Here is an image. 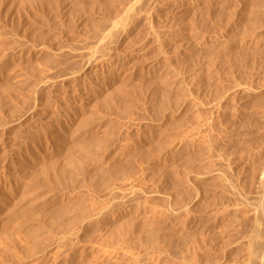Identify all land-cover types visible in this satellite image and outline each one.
<instances>
[{"label": "rangeland", "instance_id": "rangeland-1", "mask_svg": "<svg viewBox=\"0 0 264 264\" xmlns=\"http://www.w3.org/2000/svg\"><path fill=\"white\" fill-rule=\"evenodd\" d=\"M130 1L0 0V173L6 175V169L3 166L19 159V162L16 161L15 164L11 162L10 166L13 175L20 177L18 180L12 179L14 185L17 184L16 191L14 189L11 194L8 192L10 200L0 210V214L4 213L0 218L5 219L4 222L10 220L7 227L3 226L5 228H1L0 231L1 233L4 230L6 233L12 231L10 233L13 237L24 234V230L37 227L38 221H46L44 219H49L50 214L54 215L55 211L69 202L72 206L83 202L81 205L84 206L74 209L76 212L72 206H69V214L67 213L68 217L65 218H81L86 214V205L97 203V195L100 197V192L97 190L100 189L101 183L92 181L87 186L83 185L85 174L96 173L93 164L106 149L119 142L121 145L129 142L133 144L130 149V154H133L131 157L129 154L127 159L123 158V149L118 147L121 151L117 152L118 148L112 151L113 155L115 151L117 157L114 155L115 157L109 158L112 163L118 159L119 163H128L127 170L130 169L129 166L132 168L130 174L126 175L133 176L136 182L134 186L138 187L139 195H135L128 202L134 199L133 202L138 203L140 200L139 205L147 206L146 209L152 207L155 209L158 206L160 211L155 210L165 213L173 208L174 204H178L175 208L179 207L182 204L181 196L189 197L190 190L191 193L193 191L192 186L194 188L197 185V180L190 171L207 172L206 169L209 171L220 169V175L218 174L216 179L202 186L205 191L204 202L201 201L202 204L190 209L191 214L193 213L191 215L193 222L187 227L186 220L178 221L171 215L168 217L167 213L161 216L162 218L160 215L157 216L161 218L159 220L156 217L152 220L149 218V223L143 224L139 234L133 233L132 236H127L126 233L129 234L132 231L130 225L121 237L117 232L114 235L110 234L111 237L107 233L109 235L105 236L106 239L109 238L107 242L103 241V234H100L102 229L94 226L95 228L87 230L81 240L66 238L63 241L64 244L61 243V250L48 264H96L93 259L95 260V256L107 247V249L113 247L109 250L114 252V257L103 260L102 264H158L163 254H172L175 242L177 243V240L183 237L191 239L184 247L182 255L174 256L172 264H244L242 259L244 245L240 243V240L247 229L244 221L246 220L245 212H243L247 209L240 201L252 196L254 189L256 190V183L245 177L247 171L250 173V161L255 158L264 159V0H151L147 2L148 4H144L148 8L142 7L150 13L143 10L127 28L126 36L112 47L110 53L98 58L84 69L86 72L83 70V74L74 78H64V74L78 69L85 59L84 54L87 47L92 45V36L95 31L93 21L99 22L103 18H108L110 14H115L116 11L121 13L123 4L126 5ZM112 8L115 9L113 13ZM109 17L112 18L114 15ZM85 18L88 21L90 18L91 20L87 23ZM91 22L92 25H90ZM255 32H257L256 37H260L259 40L255 38L257 42L252 48L251 43L246 44V38L249 40L251 35L255 36ZM142 56L145 57H143L144 60ZM136 59H140L138 60L140 62L136 63ZM45 79H50V82L44 84ZM103 81L110 85L104 87L105 90L102 94L100 93L101 96L96 97H99L97 104L94 100V104H87L89 108H86L87 105L83 102L85 99L81 96L83 89L84 91L91 89L93 85L96 89V85L100 87ZM234 83H242L241 85L248 88L246 89L248 91L241 95L239 93V95L229 96L222 109L210 113L207 103L224 97L226 89L235 85ZM177 99L179 101L175 104L176 106L178 104L176 108L173 102L175 103ZM34 101L37 105L35 109L26 119L18 123L16 119ZM196 103L204 104L206 109H196ZM79 108L82 109L81 113ZM174 108L178 112L171 116L169 112ZM208 120L210 124L204 125ZM61 125L67 129V133H65V140L59 142L53 135L55 130L59 132L57 130L62 129ZM184 132L188 136L182 135ZM77 139L80 140L77 141ZM88 139L95 142L90 141L86 144L85 141H89ZM101 139L106 142L100 148L96 146V141ZM177 140L181 144L178 148L181 149L173 148V150L172 145ZM56 141L57 143H54ZM186 143L187 145L191 143L189 144L191 146H187ZM82 144L85 146L83 149L78 146ZM136 148L140 149L135 152H138L137 155L134 153ZM84 149L87 153L90 152L89 157L91 155V157H97L94 158V163L91 158L81 161V154L78 153ZM141 149H144L143 154ZM219 159L220 161H217ZM101 160V165H105L106 163L102 164L103 158ZM82 162L81 167L83 168L84 165V169L75 168L73 165L77 166V163ZM63 166L65 168L70 166L75 170L73 180L70 179L71 172L67 173L68 176L63 174L67 177H62L61 174L59 178L58 172H61ZM38 170L42 173L40 176ZM78 170L81 173L77 172ZM36 172L39 178L32 177L34 182L30 181L32 182L30 183L29 178L32 173L36 175ZM111 172L116 174L119 170ZM121 172L117 175H121ZM249 183L252 184L249 185ZM68 186L72 188L71 192L78 193L76 197L80 201L72 203L73 201H66L67 199L62 195L64 199L53 203L52 194L56 192L61 195L66 192L65 195L68 196L70 191ZM172 200L175 201L174 204ZM233 204L234 207L231 206ZM53 206L58 208L55 210ZM227 207L232 209L226 210L229 214L226 213V215V211L223 212L225 215L220 212L221 215L217 214L218 210H225ZM42 209L45 212L44 215ZM47 210L49 213H46ZM38 214L39 217H37ZM29 217H34V220L29 221ZM150 226H153L151 230ZM91 229L100 233L94 230L93 232ZM52 232L41 231L38 239L30 238L29 244L32 250H39L40 247L42 249L44 244L47 246L46 243L58 236L55 235L56 230ZM100 263L101 261L97 262V264Z\"/></svg>", "mask_w": 264, "mask_h": 264}, {"label": "bare ground", "instance_id": "bare-ground-1", "mask_svg": "<svg viewBox=\"0 0 264 264\" xmlns=\"http://www.w3.org/2000/svg\"><path fill=\"white\" fill-rule=\"evenodd\" d=\"M43 1V0H42ZM53 1V0H52ZM115 1V0H114ZM151 0H131L130 2H128L126 5L125 4H123L124 5V7H123V9L121 10L122 12L120 13V12H115V14L113 13L114 11L113 10H115V9H113L112 8V13H113V15H114V17H109V16H113L112 14H110L109 16H108V18L106 17L105 19H104V21H103V19L102 20H99V22L98 21H93V26L95 27L94 28V32H93V36H92V45H90V46H88L87 47V49H86V54H84V55H86L85 56V59L83 60V62H82V64H80V67L78 68V69H76V70H74V71H72V72H69V73H67V74H64V78H74V77H76V76H79L82 72H83V70L84 69H86L87 67H89L93 62H95L98 58H101L102 56L104 57V55L107 53L108 54V52L109 51H111V49H113L112 47L115 45V44H117L121 39H123L125 36H126V31H127V28L129 27V25L132 23V21L135 19V18H137L142 12H143V10L146 12V9H142V7H146V5L144 6V4H148L147 2H150ZM76 2H77V0H76ZM205 2V1H204ZM215 2V1H214ZM45 3V2H44ZM53 3V2H52ZM59 3H61V2H59ZM121 3V2H120ZM43 4V3H42ZM57 4H58V2H57ZM62 4V3H61ZM66 4V3H65ZM104 4V3H103ZM102 4V5H103ZM111 4V3H110ZM115 4V3H114ZM101 5V6H102ZM150 5V4H149ZM57 6V5H56ZM61 6V5H60ZM93 6H95V4H93ZM104 6V5H103ZM152 6V5H151ZM186 6V5H185ZM189 6V5H188ZM190 6H192V4L190 5ZM67 7H69V6H67ZM89 7V6H88ZM90 7H92V6H90ZM96 7V6H95ZM112 7V6H111ZM197 7V6H196ZM209 7V6H208ZM207 7V8H208ZM73 8V7H72ZM146 8H148V7H146ZM186 8V7H185ZM184 8V9H185ZM188 8V7H187ZM211 8V7H210ZM59 9V8H58ZM63 9V8H62ZM66 9V8H65ZM71 9V8H70ZM107 9V8H106ZM182 9H183V7H182ZM88 10V9H87ZM91 10H93V9H91ZM102 10V9H101ZM116 10H118L117 8H116ZM186 10V9H185ZM56 11H58V10H56ZM94 11H95V9H94ZM104 11H105V9H104ZM109 11H110V9H109ZM149 11H150V8H149ZM71 12V11H70ZM73 12V11H72ZM86 13H87V11H85ZM93 12V11H92ZM91 12V13H92ZM144 12V13H145ZM191 12V11H190ZM144 13L142 14V15H144ZM146 13H148V12H146ZM150 13V12H149ZM148 13V14H149ZM185 13V12H184ZM189 13V12H188ZM30 14H31V12H30ZM61 14V13H60ZM108 14V13H107ZM191 14V13H190ZM194 14V13H193ZM253 14V13H252ZM82 15V14H81ZM92 15V14H91ZM93 16H95V15H93ZM148 16V15H147ZM219 16V15H218ZM260 16V15H259ZM84 17V16H83ZM89 17V16H88ZM255 17V16H254ZM262 17V16H261ZM55 18V17H54ZM87 18V17H86ZM85 18V20L87 21V23L91 20V18L89 19V21L87 20ZM84 19V18H83ZM258 19H260V18H258ZM53 20V19H52ZM97 20V19H96ZM86 21H84V22H86ZM83 22V23H84ZM249 22V21H248ZM258 22V21H257ZM48 23V22H47ZM258 24V23H257ZM259 24H260V22H259ZM89 25V24H88ZM90 25H92V22H91V24ZM246 25V24H245ZM92 26V27H93ZM252 27H254V26H252ZM90 28V27H89ZM254 29V28H253ZM264 29V28H263ZM169 30V29H168ZM248 30V29H247ZM255 31V30H254ZM168 32V31H167ZM257 32H255V36L253 35H251L250 36V39L248 40L247 38H246V40H247V42H246V44L248 45L249 43H251V47L253 48V47H255V45H256V40H255V38L256 39H258L259 40V37L257 38L256 36H257V34H256ZM261 33V32H260ZM169 34V33H168ZM252 34V33H251ZM247 35V34H246ZM261 35V34H260ZM264 35V34H263ZM74 36V35H73ZM171 36V35H170ZM242 36V35H241ZM75 37V36H74ZM169 38V37H168ZM263 39V38H262ZM160 40V39H159ZM174 40V39H173ZM261 40V39H260ZM87 41V40H86ZM243 41H245V39L243 38ZM258 42H260V41H258ZM89 43V42H88ZM90 43V44H91ZM245 43V42H244ZM262 43V42H261ZM246 45V46H247ZM162 46V45H161ZM244 46H245V44H244ZM261 47V46H260ZM160 48V47H159ZM146 51V50H145ZM233 51V50H232ZM236 51V50H235ZM252 51V50H251ZM139 52V51H138ZM238 52V51H237ZM256 52V51H255ZM110 53V52H109ZM134 54V53H133ZM238 54H240V53H238ZM246 54V53H245ZM256 54V53H255ZM139 55V54H138ZM243 55V54H242ZM133 56V55H132ZM145 56V55H144ZM144 56H142L141 58H143ZM229 56V55H228ZM244 56V55H243ZM131 57V56H130ZM146 57V56H145ZM144 57V58H145ZM229 57H231V55L229 56ZM238 57V56H237ZM138 58V57H137ZM144 58H143V60H144ZM236 58V57H235ZM257 58V57H256ZM262 58V57H261ZM133 59V58H132ZM244 59V58H243ZM245 59H247L246 57H245ZM138 60H140V59H136V63L137 62H140V61H138ZM142 60V61H143ZM242 60V59H241ZM263 60V59H262ZM261 60V61H262ZM141 61V62H142ZM230 61V60H229ZM243 61V60H242ZM260 61V60H259ZM134 62V61H133ZM145 62V61H144ZM228 62V61H227ZM263 63V62H262ZM95 64V63H94ZM93 64V65H94ZM132 64V63H131ZM136 65V64H135ZM102 69V68H101ZM208 70V69H207ZM205 71V70H204ZM84 72H86L85 70H84ZM209 73V72H208ZM83 74V73H82ZM86 74V73H85ZM199 75V74H198ZM210 75V74H209ZM82 77H83V75H82ZM81 77V78H82ZM87 77V76H86ZM216 77V76H215ZM50 78V77H49ZM79 78V77H78ZM103 78H104V76H103ZM195 78V77H194ZM83 80V79H82ZM85 80V79H84ZM108 80V79H107ZM48 82H50V79H45L44 81H43V83L44 84H46V83H48ZM110 82V81H109ZM120 82V81H119ZM194 82V81H193ZM97 83V82H96ZM99 83V82H98ZM200 83V82H199ZM82 84V83H81ZM83 84H84V82H83ZM90 84H92V83H90ZM148 84V83H147ZM154 84V83H153ZM164 84V83H163ZM232 84V83H231ZM235 84V83H234ZM238 84V83H237ZM237 84H235V85H231V86H229L227 89H226V94H225V96L224 97H221L220 99H216V100H213V101H211V102H209V103H207L208 104V109L209 110H211L210 111V113L211 112H214V111H216L217 109H219L220 110V108L222 109L223 107H224V105H226L225 103H226V100L228 99V97L230 96H232L233 94H238L239 95V93H240V95L242 94V93H246L247 91H246V89H248V88H246V87H244L243 85H241L240 83L237 85ZM245 84V83H244ZM89 85V84H88ZM110 84H106V81H103V82H101L100 83V87H99V85H96L97 86V88L95 89V87H94V85H93V87H91V89H85V91H84V89H83V92L81 93V96L85 99V101H83V99H82V101L84 102V103H86V105L87 104H94V100H95V103L96 102H98V98H96L97 96H99L100 95V93L102 94V92L105 90V88H106V86L108 87ZM213 85V84H212ZM212 85H210V86H212ZM78 86H82V85H78ZM85 86V85H84ZM90 86V85H89ZM123 86V85H122ZM165 86V85H164ZM218 86V85H217ZM86 87H88V86H86ZM105 87V88H104ZM125 87H127V86H125ZM134 87V86H133ZM158 87V86H157ZM83 88V87H82ZM81 88V89H82ZM89 88V87H88ZM112 88V87H111ZM121 88V87H120ZM119 88V90H121ZM212 88V87H211ZM214 88V87H213ZM103 89V90H102ZM161 89V88H160ZM159 90V89H158ZM107 91V90H106ZM161 91H162V89H161ZM160 91V92H161ZM165 91V90H164ZM203 91V90H202ZM224 91V90H223ZM129 92V91H128ZM78 93V92H77ZM118 93H120V92H118ZM132 93V92H131ZM182 93V92H181ZM220 93V92H219ZM249 93H250V91H249ZM117 94V93H116ZM133 94H134V92H133ZM165 94V93H164ZM176 94V93H175ZM198 94V93H197ZM223 94V93H222ZM115 95V94H114ZM114 95H113V97H114ZM101 96V95H100ZM109 96V95H108ZM117 96V95H116ZM176 96H179V95H176ZM186 97V96H185ZM96 98V99H95ZM105 98V97H104ZM116 98V97H115ZM218 98H219V95H218ZM239 98V97H238ZM80 99V100H81ZM119 99V98H118ZM178 99H180V98H178ZM177 99V101H175V103L173 102V105H175L179 100ZM193 99V98H192ZM154 100V99H153ZM158 100V99H157ZM165 100V99H164ZM176 100V99H175ZM198 100V99H197ZM32 101V100H31ZM100 101V100H99ZM194 101V100H193ZM192 101V102H193ZM228 101V100H227ZM81 102V101H80ZM127 102H129V101H127ZM171 102V101H170ZM199 102V101H198ZM106 103V102H105ZM111 103V102H110ZM163 103V102H162ZM162 103H160L161 105H162ZM30 104V103H29ZM97 104V103H96ZM129 104V103H128ZM195 104V103H194ZM77 105V104H76ZM79 105V104H78ZM85 105V104H84ZM120 105V104H119ZM166 105H168V104H166ZM172 105V106H173ZM37 105H36V102L34 101L29 107H28V109L27 110H25L24 112H23V114L21 115V116H19V118H17L16 119V121L18 122V123H20V121H22V120H24V119H26L27 117H28V115L35 109V107H36ZM81 106V105H80ZM79 106V107H80ZM129 106V105H128ZM170 106V105H169ZM176 106V105H175ZM177 106H178V104H177ZM177 106H176V108H177ZM82 107L84 108V106L82 105ZM130 107H131V105H130ZM163 107V106H162ZM174 107V106H173ZM172 107V108H173ZM86 108H89L88 107V105L86 106ZM94 108V107H93ZM166 108V107H165ZM195 108L196 109H198V110H201V109H206V107L204 106V104L202 105L201 103L198 105L197 103H196V106H195ZM75 109V108H74ZM76 109H78L77 107H76ZM80 109V113H81V111H82V109L81 108H79ZM96 109V108H95ZM169 109V108H168ZM179 109V108H178ZM120 110V109H119ZM124 110V109H123ZM130 110V109H129ZM128 111V110H127ZM207 111V110H206ZM223 111H225V110H223ZM75 112V111H74ZM84 112V111H83ZM176 112H178V110H176L175 108L174 109H171V111L169 112L170 113V115L172 116V115H174ZM78 113V112H77ZM89 113V112H88ZM221 113V112H220ZM102 114V113H101ZM160 114V113H159ZM200 114V113H199ZM217 114V113H216ZM76 115V114H75ZM91 115V114H90ZM107 115V114H106ZM161 115V114H160ZM211 115V114H210ZM200 116V115H199ZM203 116H204V114H203ZM73 117V116H72ZM78 117V116H77ZM169 117V116H168ZM79 118V117H78ZM200 118V117H199ZM210 118V117H209ZM217 118V117H216ZM171 120V119H170ZM212 120V119H211ZM15 121V122H16ZM172 121V120H171ZM170 121V122H171ZM16 122V123H17ZM208 122H209V120L208 121H206V123L204 124V125H206V124H208ZM211 122V121H210ZM12 123H14V121L12 122ZM15 123V124H16ZM62 123H64V122H62ZM215 123V122H214ZM202 124V123H201ZM210 124V123H209ZM208 124V125H209ZM64 125H65V123H64ZM200 125V124H199ZM208 125H206V126H208ZM3 126V125H2ZM59 126V125H58ZM63 125H61V127L60 128H62L61 130H57V131H59V132H56V130H55V134L53 135L54 136V138H56L57 140H59V142H60V140H65L64 139V137H65V133H67V129L65 128V127H62ZM66 126V125H65ZM3 129V128H2ZM107 129V128H106ZM112 129V128H111ZM110 129V130H111ZM198 129H199V127H198ZM197 129V130H198ZM205 129V128H204ZM212 129V128H211ZM94 130V129H93ZM210 132V131H209ZM54 133V132H53ZM194 133V132H193ZM201 133V132H200ZM207 133V132H206ZM183 134H186V136H188L187 135V133H182V135ZM188 134H189V132H188ZM205 134V133H204ZM106 135V134H105ZM113 135V134H112ZM196 135V134H195ZM209 135V134H208ZM98 136V135H97ZM120 136V135H119ZM179 136V135H178ZM205 136V135H204ZM91 137V136H90ZM93 137V136H92ZM177 137V136H176ZM182 137V136H181ZM190 137V136H189ZM80 138V137H79ZM95 138H96V135H95ZM116 138V137H115ZM175 138V137H174ZM187 138V137H186ZM186 138L184 139L185 141H186ZM203 138V137H202ZM207 138V137H206ZM82 140H83V138H81ZM80 139H77V141H79ZM87 140V139H86ZM89 140V139H88ZM96 140H98V139H96ZM120 140V139H119ZM180 140V139H179ZM190 140V139H189ZM192 140V139H191ZM190 140V141H191ZM77 141H76V143H77ZM90 141H92V139L91 140H89V141H85V143L86 142H90ZM121 141V140H120ZM125 142H126V140H124ZM132 141V140H131ZM159 141V140H158ZM171 141V140H170ZM193 141V140H192ZM191 141V142H192ZM195 141V140H194ZM83 142V141H82ZM95 142V141H94ZM93 141L91 142V143H94ZM104 142H106V140L105 141H103L102 139L100 140V141H96V146L98 145L100 148H101V146H103L102 144H104ZM161 142V141H160ZM173 142V141H172ZM189 142V141H188ZM200 142V141H199ZM201 142H204V141H201ZM54 143H57V141L56 142H54ZM79 143V142H78ZM80 143H81V141H80ZM84 143V142H83ZM85 143H84V145H85ZM133 143V142H132ZM168 143H170V142H168ZM74 144V143H73ZM87 144V143H86ZM89 144V143H88ZM123 144V143H122ZM154 144V143H153ZM166 145H167V143H165ZM189 144H191V143H188V145ZM194 144V142L192 143V145ZM195 144H196V142H195ZM199 144V143H198ZM201 144H203V143H201ZM57 144H55V146H56ZM83 144L80 146V145H78L79 147H82V149L83 148H85V146H84ZM95 145V144H94ZM132 145L133 144H129V142H128V144L126 143V144H123V145H121V143L119 142V143H116V144H113L112 145V147L110 148L109 147V149H106L104 152H103V154H101L102 156L101 157H99L98 158V160L96 161L95 159L97 158H95V157H89V154L88 153H90V152H86V150L84 149V150H82L81 151V153L79 152L78 154H81V158H80V156H79V158L81 159V161H85L87 158L89 159V158H91L92 159V162L95 160V163L93 164V166L95 167V171H96V173L93 175V174H91V172H86L87 174H85L86 176V178H83L84 179V181H82V183H83V185H85V186H87V185H89V183H91L92 181H98V182H100L101 184L99 185L100 186V189L99 190H97V191H99L100 192V197L97 195V197H98V201H97V203H89V204H87L86 205V210H85V212H86V214L85 215H81L82 217L80 218V217H75V219H72V218H65V217H68V215H67V213H68V211H69V206H72V205H69V203H66V206L65 205H63V207L61 206L60 207V209H58L57 211H55L54 213H53V211H54V209L56 208V207H54V209H53V211H52V213L54 214V215H51L50 214V218L49 219H44V220H46V221H43L42 220V222L41 221H38V223H37V221H36V223H37V227H35V228H28L29 230H27V231H25L24 230V234H21V235H18V236H16V237H13L12 235L13 234H11L10 232H12V231H10L9 233L7 232H2L1 233V231H0V264H48V262L57 254V252L59 251V250H61L60 248L62 247L61 246V243H63V241L66 239V238H68V237H71L72 239L74 238V239H79V240H81L82 238H84V236L86 235V232H87V230L89 231V229L90 228H92V227H94V226H98V227H100L102 230H100L102 233H100V231L98 232L97 230H94V231H97L98 233H100V234H103L102 235V237H103V241H106V240H108L109 238H105V236L107 235V233L110 235H114V234H116V232H117V234L119 233L120 234V237L122 236L121 234H125L124 232V230L130 225V227H131V229H132V233L131 232H129V234H127L126 233V235L127 236H132L133 235V233H138L139 231L141 232V228H142V226H143V224L145 223V222H148L149 223V218H151V220H152V218H155L156 217V219H158L159 220V218L162 216L163 217V215L164 214H167L168 215V217H169V215H171L172 217H174L176 220H178V221H185L186 220V226L187 225H190V223L191 222H193V220H191V219H193V217L191 216V215H193V213L191 214V212H190V209L192 208V207H194V206H198V205H200V203H201V201H203V197H205L204 195H205V191H203L204 189H202V186H205L206 185V183H209V182H211V181H213L212 179H216V177H217V175L219 174V170H208V169H206L205 167H204V169H206L207 170V172H201V171H190V172H192L193 174V176H195V179L197 180V185L193 188V186H192V193H191V190H190V196L188 197V196H186V197H184V196H181V202H182V204L179 206V207H177V208H175L176 207V205H178V204H174L175 203V201L174 200H172V201H174V202H172L173 204H174V207L173 208H171L172 207V205H171V209L169 210V209H166V210H169L168 212L166 211V210H163V211H166L165 213H162V212H158V211H160L159 210V208H157L158 206H154L155 207V209H158V211L157 210H155V209H152V208H148V209H146V207L147 206H143L142 207V205L140 204L139 205V202H140V200L138 201V203H134L133 201H134V199L132 200V201H130V202H128V200L129 199H131L132 197H134L135 195L137 196V195H139L137 192H139V190H138V187L136 188L135 186H134V183H136L135 181H134V178H133V176H129V175H126L127 173H129L130 171H132V168L129 166V170H127V166H128V163H126L127 164V166H126V164H124V163H119V159L118 160H116L115 162H111L112 160L109 158L110 156H114L115 155V149L116 148H118V147H122V155H123V158H128L129 157V154H130V149H131V147H132ZM162 145V144H161ZM180 142L177 140L173 145H172V149L173 148H178V147H180ZM186 145H187V143H186ZM187 145V146H188ZM204 145H205V143H204ZM84 146V147H83ZM90 146H92V145H90ZM89 146V147H90ZM95 146V147H96ZM154 146V145H153ZM170 146V145H169ZM186 146V147H187ZM189 146H191V145H189ZM59 147V146H58ZM70 147H72V146H70ZM77 147V146H76ZM78 147V148H79ZM140 147V146H139ZM150 147V146H149ZM155 147H158V146H155ZM166 147V146H165ZM168 147V146H167ZM166 147V148H167ZM92 148V147H91ZM98 148V147H97ZM144 148V147H143ZM159 148V147H158ZM163 148H164V146H163ZM189 148V147H188ZM187 148V149H188ZM87 149V148H86ZM88 149H90V148H88ZM121 149V148H120ZM119 148H118V150H117V152L120 150ZM145 149V148H144ZM144 149H141V152L142 151H144ZM157 149V148H156ZM179 149H181V148H178V150ZM92 150V149H91ZM113 150H115L113 153H114V155L112 154V151ZM140 151V149H137L136 148V150L134 151V150H132V151H134V153L136 152V151ZM159 150H161L160 148H159ZM174 150V149H173ZM172 150V151H173ZM80 151V150H79ZM87 151H89V150H87ZM121 151V150H120ZM150 151V150H149ZM155 151V150H154ZM210 151V150H209ZM67 152V151H66ZM117 152H116V154H117ZM151 152V151H150ZM165 152V151H164ZM77 153V152H76ZM121 153V152H120ZM138 153V152H137ZM137 153H135L136 155H137ZM145 153V152H144ZM155 153V152H154ZM158 153V152H157ZM185 153V152H184ZM91 154H93L92 152H91ZM95 154V153H94ZM112 154V155H111ZM134 154V155H135ZM142 154H143V152H142ZM141 154V155H142ZM147 154V153H146ZM188 154V153H187ZM77 155V154H76ZM131 155H133L132 153L130 154V157H131ZM150 155V154H149ZM153 155V154H152ZM170 155V154H169ZM218 155V154H217ZM116 156V155H115ZM114 156V157H115ZM119 156H121V155H119ZM146 156V155H145ZM151 156V155H150ZM254 156V155H253ZM117 157V156H116ZM137 157V156H136ZM143 157V156H142ZM13 158V157H12ZM95 158V159H94ZM103 158V162H102V164L103 163H106V164H108V166H105V165H101V159ZM110 159V162L108 163V160L107 159ZM112 158V157H111ZM120 159L122 158V157H119ZM134 158V157H133ZM138 158V157H137ZM157 158H161V157H157ZM165 158V157H164ZM163 158V159H164ZM15 159V158H14ZM79 159V160H80ZM91 159H90V161H91ZM114 159H116V158H114ZM216 159V158H215ZM19 160V159H18ZM18 160H16V161H18ZM76 160V159H75ZM129 160V159H128ZM131 160V159H130ZM193 160V159H192ZM262 160H264V159H262ZM262 160L261 159H252L251 161H250V163H249V167H250V173H249V171H247V176H245L246 177V179H250L251 181H253L254 183H256L255 185H256V190L254 189V194L252 193V196H250V197H247V198H245L243 201H240L241 202V204H243L244 203V207L247 209V210H244L243 212H245L244 214H245V219L246 220H244L245 221V224L247 225V229H246V231L244 232V234H243V236L241 237V240H240V243H242L243 245H244V253H243V256H242V259H243V262H244V264H264V166L262 165ZM14 161V160H13ZM16 161L15 162H12V164H15L16 163ZM69 161V160H68ZM71 161H73V160H71ZM106 161V162H105ZM114 161V160H113ZM121 161H123V159L121 160ZM217 161H220V159L219 160H217ZM239 161V160H238ZM241 161V160H240ZM259 161V162H258ZM10 162V163H11ZM19 162V161H18ZM43 162V161H42ZM53 162H54V160H53ZM52 162V163H53ZM79 162V161H78ZM125 162V161H124ZM128 162V161H127ZM133 162V161H132ZM264 162V161H263ZM10 163H9V165H7V166H3L5 169H6V175L5 174H1L0 173V210H1V208L4 206V205H6L7 204V202H9V200H10V198H9V196H10V194L14 191V189H15V186L17 185H14L15 183H13L14 182V180H12V179H17L18 180V178L20 179V177H17L16 175H13V172L11 171V166H10ZM45 163V162H44ZM43 163V164H44ZM51 163V164H52ZM76 163V162H75ZM91 163V162H90ZM151 163V162H150ZM212 163V162H211ZM214 163V162H213ZM55 164V163H54ZM73 164V163H72ZM81 164H83V162L82 163H77V166H76V164H73L74 165V167L75 168H77V167H81L82 165ZM258 164H260L259 166H258ZM264 164V163H263ZM19 165V164H18ZM60 165V164H59ZM58 165V166H59ZM65 165V164H64ZM130 165V164H129ZM22 166V165H21ZM47 166V165H46ZM46 166H42V167H46ZM67 166V165H66ZM71 166V165H70ZM69 166V168H65L64 166L62 167V169H61V172L59 173L58 172V175H59V178H60V175L62 174H66L67 175V173H69V172H71L70 173V179H72V177L75 175L74 174V172H75V170H73V168H71ZM261 166H263L262 168H261ZM19 167V166H18ZM137 167V166H136ZM233 167V166H232ZM3 168V169H4ZM14 168H15V166H14ZM60 168H61V166H60ZM60 168H57V169H60ZM78 168V169H79ZM82 168V167H81ZM173 168H175V167H173ZM217 168V167H216ZM46 169V168H45ZM82 169H84V165H83V168ZM176 169V168H175ZM179 169V168H178ZM203 169V170H204ZM232 169H234V168H232ZM248 169V168H247ZM246 169V170H247ZM41 170V169H40ZM43 171H44V168L42 169ZM41 170V171H42ZM70 170H73V171H70ZM81 170V169H80ZM86 170V169H85ZM103 170H104V172H103ZM117 171V170H119V172L120 171H122V172H124V174H122V172H121V175H117V173H119V172H117L116 174H115V172H113L114 174H112V172L111 171ZM136 170V169H135ZM41 171H40V173H39V170H38V173H39V176H40V174H42L41 173ZM58 171V170H57ZM60 171V170H59ZM84 171V170H83ZM82 171V172H83ZM168 171V170H167ZM187 171V170H186ZM15 172V171H14ZM17 172V171H16ZM15 172V173H16ZM77 172H80L79 170L77 171ZM85 172V171H84ZM92 172H93V170H92ZM135 172V171H134ZM175 172V171H174ZM34 174H35V172H33ZM33 173H32V175H31V177L29 178V182L30 181H33V179H32V177L34 178V176H35V178H39V176H38V173L36 172V175H33ZM76 173V172H75ZM81 173V172H80ZM94 173V172H93ZM187 173H188V171H187ZM187 173H186V175H187ZM246 173V172H245ZM130 174V173H129ZM168 174V173H167ZM185 174V173H184ZM55 175H57V174H55ZM78 175V174H77ZM132 175H134V174H132ZM165 175V174H164ZM181 175V174H180ZM183 175V174H182ZM220 175V174H219ZM245 175V174H244ZM37 176V177H36ZM42 176V175H41ZM65 175H63L62 177H64ZM68 176V175H67ZM67 176H65V177H67ZM166 176V175H165ZM170 176V175H169ZM173 176V175H172ZM44 177V176H43ZM57 177V180H59L58 179V176H56ZM75 177V176H74ZM135 177V176H134ZM190 177H191V174H190ZM22 179V178H21ZM69 179V178H68ZM75 179V178H74ZM183 179V178H182ZM35 180V179H34ZM37 180V179H36ZM73 180V179H72ZM76 180V179H75ZM74 180V181H75ZM137 180H138V178H137ZM195 180V181H196ZM249 180V181H250ZM13 181V182H12ZM27 181V180H26ZM62 181V180H61ZM175 181V180H174ZM215 181V180H214ZM18 182V181H17ZM34 182V181H33ZM59 182V181H58ZM76 182V181H75ZM74 182V183H75ZM81 182V181H80ZM97 182V183H98ZM192 182V181H191ZM194 182V181H193ZM247 182V181H246ZM22 183V182H21ZM20 183V184H21ZM27 183V182H26ZM30 183H32V182H30ZM73 183V182H72ZM82 183H80V184H82ZM99 184V183H98ZM139 184V183H138ZM179 184V183H178ZM185 184V183H184ZM213 184V183H212ZM250 184H252V183H249V185ZM31 185V184H30ZM33 185V184H32ZM73 185V184H72ZM75 185H77V184H75ZM182 185V184H181ZM193 185V184H192ZM236 185V184H235ZM78 186V185H77ZM91 186V185H90ZM141 186V185H140ZM177 186V185H176ZM252 186V185H251ZM17 187V186H16ZM92 187H93V185H92ZM96 187H97V185H96ZM180 187V186H179ZM68 189H70V191H68L69 192V195L68 196H66L65 195V193H62V190L60 191L62 194L61 195H59V193H54V194H52V201H53V203H56L59 199H64V197H65V199H67L66 201H73L72 203H76V201H80V200H78L77 199V197H76V193H73V192H71V190H72V188H70V186H68L67 187ZM94 188V187H93ZM176 188H178V187H176ZM238 188V187H237ZM26 189V188H25ZM76 189H77V187H76ZM91 189V188H90ZM89 189V190H90ZM181 189V188H180ZM216 189V188H215ZM21 190V189H20ZM142 190V189H141ZM15 191H16V189H15ZM96 191V190H95ZM96 191V192H97ZM167 191V190H166ZM170 191V190H169ZM211 191V190H210ZM8 192L10 193L9 194V196L7 195L8 194ZM29 192V191H28ZM67 192V193H68ZM98 192V193H99ZM102 192V193H101ZM143 192V191H142ZM168 192V191H167ZM185 192V191H184ZM137 193V194H136ZM170 193H172V192H170ZM188 193V192H187ZM249 193V192H248ZM78 194V193H77ZM97 194V193H96ZM169 194V193H168ZM245 194H247V193H245ZM244 194V195H245ZM13 195H15V194H13ZM54 195V196H53ZM64 197H63V196ZM141 195V194H140ZM182 195V194H181ZM249 195V194H248ZM212 196V195H211ZM11 197H13V196H11ZM15 197V196H14ZM18 197V196H17ZM154 197V196H153ZM245 197V196H244ZM83 198V197H82ZM179 198V197H178ZM94 199V198H93ZM136 199H138V198H136ZM135 199V200H136ZM205 199V198H204ZM238 199V198H237ZM75 200V201H74ZM142 200V199H141ZM17 201V200H16ZM94 201H95V199H94ZM151 201V200H150ZM180 201V200H179ZM96 202V201H95ZM168 202V201H167ZM176 202H177V200H176ZM184 202V203H183ZM204 202V201H203ZM243 202V203H242ZM81 203L83 204V202H80V203H78V204H76V205H74V206H72V208H73V210L74 209H80V208H82V206H84V205H81ZM146 203V202H145ZM177 203H179V202H177ZM9 204V203H8ZM67 204H68V206H67ZM143 204V203H142ZM171 204V203H170ZM202 204V203H201ZM18 205V204H17ZM16 205V206H17ZM239 205H240V203H239ZM238 205V206H239ZM9 206V205H8ZM12 206H14V205H12ZM211 206V205H210ZM232 207H234V204L233 205H231ZM52 207V208H53ZM150 207V206H149ZM225 207V206H224ZM229 207V206H228ZM228 207L227 208H225V210H218V212H217V214L220 212V213H222L223 214V212H225L227 209H228ZM12 208V207H11ZM50 208V207H49ZM51 208V209H52ZM58 208V207H57ZM56 208V209H57ZM167 208V207H166ZM195 208V207H194ZM209 208V207H208ZM212 208V207H211ZM9 209V208H8ZM14 209V208H13ZM55 209V210H56ZM221 209V208H220ZM3 210V209H2ZM43 210V209H42ZM72 209H70V211H73ZM228 210H232V209H228ZM7 211V210H6ZM20 211V210H19ZM22 211V210H21ZM23 211H24V209H23ZM45 211H46V209H45ZM79 211V210H78ZM81 211H83V210H81ZM238 211V210H237ZM14 212V211H13ZM30 212V211H29ZM40 212V211H39ZM42 212V211H41ZM74 212H76L75 210H74ZM84 212V211H83ZM230 212V211H229ZM243 212H242V214H243ZM7 213V212H6ZM11 213V212H10ZM20 213V212H19ZM45 214V212H44V210H43V212H42V214ZM46 213H49V210H47V212ZM50 213H51V211H50ZM73 213V212H72ZM157 213H159V214H157ZM207 213V212H206ZM219 213V214H220ZM227 213V211L225 212V214ZM2 214H4V213H2ZM2 214H0V217H1V215ZM25 214V213H24ZM28 214H30V213H28ZM41 213H40V216L42 215ZM43 214V215H44ZM69 214V213H68ZM78 214H79V212H78ZM81 214V213H80ZM205 214V213H204ZM225 214H223V215H225ZM227 214H229V213H227ZM226 214V215H227ZM14 215V214H13ZM17 215V214H16ZM31 215V214H30ZM29 215V216H30ZM33 215V214H32ZM31 215V216H32ZM42 215V216H43ZM47 215H49V214H47ZM67 215V216H66ZM160 215V217L159 218H157V216H159ZM167 215H165V216H167ZM221 215V214H220ZM222 215V216H223ZM233 215V214H232ZM3 216V215H2ZM18 216V215H17ZM21 216V215H20ZM37 216V215H36ZM41 216V217H42ZM77 216H79V215H77ZM165 216H164V218H165ZM230 216H231V214H230ZM229 216V217H230ZM14 217V216H13ZM37 217H39V214H38V216ZM40 217V218H41ZM49 217V216H48ZM161 217V218H162ZM2 218V217H1ZM0 218V229L1 228H3V226H6L9 222H10V220H7L6 222H4L3 220H5V219H1ZM9 218H10V216H9ZM18 218V217H17ZM23 218V217H22ZM36 218V217H35ZM45 218H47V216L45 217ZM160 218V219H161ZM163 218V219H164ZM167 218V217H166ZM224 218V217H223ZM13 219V218H12ZM34 220V217H29V221L30 220ZM39 219V218H38ZM155 219V220H156ZM32 220V221H33ZM37 220V219H36ZM48 220V221H47ZM154 220V221H155ZM157 220V221H158ZM26 221V220H25ZM167 221V220H166ZM243 221V222H244ZM176 222V221H175ZM247 222V223H246ZM155 223V222H154ZM159 223V222H158ZM164 223H166V222H164ZM171 223V222H170ZM142 224V225H141ZM146 224V223H145ZM144 224V225H145ZM153 224V223H152ZM177 224H178V222H177ZM21 225V224H20ZM27 225V224H26ZM141 225V226H140ZM179 225V224H178ZM182 225V224H181ZM184 225V224H183ZM245 225V226H246ZM33 226V225H32ZM36 226V225H35ZM7 227V226H6ZM19 227H21V226H19ZM152 227L153 226H150V230L152 229ZM188 227V226H187ZM191 227V226H190ZM193 227V226H192ZM5 228V227H4ZM3 228V229H4ZM11 228V227H10ZM22 228V227H21ZM95 228V227H94ZM100 228H96V229H100ZM8 229V228H7ZM27 229V228H26ZM154 229V228H153ZM188 229V228H187ZM186 229V230H187ZM244 229H245V227H244ZM10 230H12V229H10ZM18 230V229H17ZM16 230V231H17ZM57 231V232H55L56 234L55 235H58L56 238H54L53 240H51L50 242H48V243H46L47 244V246H45V244H44V247L42 248V249H40L39 248V250H36V251H33L32 250V247L30 246V241H31V239L32 240H34V238H35V240L36 239H38L39 237H40V232L41 231H49V232H52V231ZM92 230V229H91ZM92 230V231H93ZM162 230V229H161ZM93 231V232H94ZM169 231H171V230H169ZM176 231V230H175ZM185 231V230H184ZM15 232V231H14ZM16 233V232H15ZM19 233V232H18ZM53 233V232H52ZM96 233V232H95ZM97 233V234H98ZM154 233V232H153ZM157 233H158V231H157ZM11 234V235H10ZM44 234V233H43ZM49 234V233H48ZM88 234V233H87ZM139 234V233H138ZM141 234H144V233H141ZM45 235V234H44ZM109 235H107V236H109ZM111 235H110V237H111ZM157 235V234H156ZM43 236V235H42ZM48 236H50V235H48ZM91 236V235H90ZM117 236V235H116ZM125 236V235H124ZM150 236V235H149ZM167 236V235H166ZM188 236V235H187ZM189 236H190V234H189ZM89 237V236H88ZM98 237V236H97ZM152 237V236H151ZM31 238V239H30ZM51 238V237H50ZM87 238V237H86ZM91 238V237H90ZM123 238V237H122ZM140 238V237H139ZM146 238V237H145ZM165 238V237H164ZM182 238V237H181ZM181 238H179V239H181ZM29 239H30V241H29ZM43 239V238H42ZM41 239V240H42ZM156 239V238H155ZM190 237L188 238V237H183L181 240H177L178 242L176 243L175 242V245H176V248H175V245H174V250H173V252H172V254L171 253H169V254H163V256L161 257V259L159 260V262H158V264H172L173 262H174V256H177V255H182V252H183V249H184V247L187 245V243H188V241H190ZM240 239V238H239ZM238 239V240H239ZM46 240V239H45ZM70 240V239H69ZM95 240V239H94ZM111 240V239H110ZM120 240V239H119ZM132 240V239H131ZM237 240V239H236ZM49 241V240H48ZM67 241V240H66ZM90 241V240H89ZM100 241V240H99ZM98 241V242H99ZM123 241H124V239H123ZM127 241V240H126ZM40 242V241H39ZM94 242V241H93ZM93 242H91V243H93ZM107 242V241H106ZM235 242V241H234ZM68 243V242H67ZM71 243V242H70ZM86 243H87V241H86ZM103 243V242H102ZM101 243V244H102ZM114 243V242H113ZM146 243V242H145ZM148 243V242H147ZM157 243V242H156ZM35 244V243H34ZM64 244V243H63ZM77 244V243H76ZM94 244V243H93ZM236 244V243H235ZM32 245V244H31ZM99 245V244H98ZM115 245V244H114ZM117 245H119V244H117ZM155 245V244H154ZM170 245V244H169ZM172 245V244H171ZM192 245H194V244H192ZM241 245V244H240ZM40 246V245H39ZM61 246V247H60ZM97 246V245H96ZM100 246V245H99ZM103 246V245H102ZM110 246V245H109ZM138 246V245H137ZM238 246V245H237ZM242 246V245H241ZM240 246V247H241ZM31 247V248H30ZM33 247H34V245H33ZM90 247V246H89ZM101 247V246H100ZM119 247V246H118ZM120 247H121V245H120ZM123 247V246H122ZM151 247H153V246H151ZM154 247H156V246H154ZM167 247V246H166ZM239 247V248H240ZM70 248H71V246H70ZM108 248V247H107ZM106 248V250H104V251H102V253H101V251L98 249V251H100V254L99 255H96L95 256V260L93 259V257H94V255H93V257H92V259H93V262L94 261H96V264H97V262L99 261H101V263L100 264H102V261L103 260H108L109 258H111L113 255H114V252L112 253V252H110V250L109 249H112L113 247H111V248H109V249H107ZM129 248V247H128ZM231 248V247H230ZM36 248H34V250H35ZM82 249H84V248H82ZM104 249V248H103ZM118 248L116 247V250H117ZM123 249V248H122ZM125 249V248H124ZM148 249V248H147ZM81 250V249H80ZM114 250V249H113ZM113 250H111V251H113ZM121 250V249H120ZM131 250V249H130ZM65 251V250H64ZM72 251V250H71ZM96 251V250H95ZM110 253H109V252ZM165 251V250H164ZM240 251H242L241 249H240ZM32 252V253H31ZM117 252V251H116ZM130 252V251H129ZM131 253V252H130ZM239 253V252H238ZM60 254V253H59ZM70 254V253H69ZM97 254V253H96ZM116 254V253H115ZM195 254V253H194ZM193 254V255H194ZM197 254V253H196ZM241 254H242V252H241ZM61 255V254H60ZM84 255H86V254H84ZM200 255V254H199ZM239 255V254H238ZM82 256V255H81ZM76 257H79V256H76ZM75 257V258H76ZM114 257V256H113ZM115 257H116V255H115ZM119 257V256H118ZM124 257V256H123ZM178 257V256H177ZM181 257V256H180ZM57 258H59V257H57ZM71 258V257H70ZM82 258H84V257H82ZM55 259V258H54ZM111 259H113V258H111ZM183 259V258H182ZM186 259V258H185ZM53 260V259H52ZM57 260V259H56ZM83 260V259H82ZM122 260V259H121ZM177 260V259H176ZM55 261V260H54ZM91 261V260H90ZM104 262V261H103ZM113 262V261H112ZM197 262V261H196ZM199 262V261H198ZM218 262V261H217ZM242 262V263H243ZM52 263V262H51ZM95 263V262H94ZM184 263V262H183ZM204 263V262H203ZM62 264V263H61ZM84 264H86V263H84ZM116 264H118V263H116ZM175 264V263H174ZM182 264V263H181ZM217 264V263H216Z\"/></svg>", "mask_w": 264, "mask_h": 264}]
</instances>
